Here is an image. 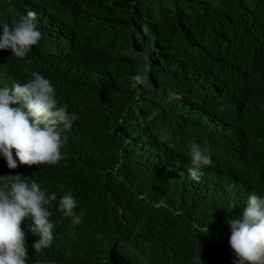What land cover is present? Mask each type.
Returning <instances> with one entry per match:
<instances>
[{
  "label": "trees",
  "instance_id": "obj_1",
  "mask_svg": "<svg viewBox=\"0 0 264 264\" xmlns=\"http://www.w3.org/2000/svg\"><path fill=\"white\" fill-rule=\"evenodd\" d=\"M28 11L42 39L23 60L0 49V88L39 72L78 116L56 165L17 159L10 170L0 155V176L57 193L40 257L235 264L226 220L250 188L264 194V0H0V28ZM140 64L149 80L133 88ZM170 88L181 99L169 101ZM192 142L215 165L199 181L187 171ZM61 185L79 225L58 211Z\"/></svg>",
  "mask_w": 264,
  "mask_h": 264
},
{
  "label": "clouds",
  "instance_id": "obj_2",
  "mask_svg": "<svg viewBox=\"0 0 264 264\" xmlns=\"http://www.w3.org/2000/svg\"><path fill=\"white\" fill-rule=\"evenodd\" d=\"M0 29V49L10 50L12 57L21 60L42 39L34 11L21 15L11 27L4 24ZM150 71L148 64L138 65L131 86L144 85ZM168 98L179 100L181 96L170 88ZM156 116L153 111L147 119ZM77 119L76 114L56 99L50 80L33 71L26 83L0 88V155L10 170L18 167L17 159L20 165L54 166L64 159L61 148L67 137L62 138V132L70 129ZM188 147L187 171L192 180L199 181L201 169L215 165L199 144L192 142ZM60 189L64 192L62 185ZM56 200L57 193L47 188L42 190L35 179L0 176V264L53 262L41 258L40 254L53 243L56 225L51 222L52 213L47 206ZM76 207L77 201L68 189L59 199L58 211L73 225H79L84 216L83 212L74 211ZM239 211V218L226 220L231 230L229 245L235 253V264H264V194L250 188ZM26 218L31 221L29 224L23 222Z\"/></svg>",
  "mask_w": 264,
  "mask_h": 264
},
{
  "label": "bare ground",
  "instance_id": "obj_3",
  "mask_svg": "<svg viewBox=\"0 0 264 264\" xmlns=\"http://www.w3.org/2000/svg\"><path fill=\"white\" fill-rule=\"evenodd\" d=\"M77 252V251H76Z\"/></svg>",
  "mask_w": 264,
  "mask_h": 264
}]
</instances>
